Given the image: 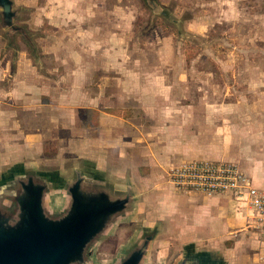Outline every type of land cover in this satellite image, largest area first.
<instances>
[{
  "label": "rangeland",
  "instance_id": "1",
  "mask_svg": "<svg viewBox=\"0 0 264 264\" xmlns=\"http://www.w3.org/2000/svg\"><path fill=\"white\" fill-rule=\"evenodd\" d=\"M203 161L264 183V0H0V183L19 199L0 240L30 230L20 200L52 177L46 219L71 215L72 188L83 209L110 200L63 264H123L151 234L145 264H221L251 230L187 237L213 230L193 205L232 195L182 181Z\"/></svg>",
  "mask_w": 264,
  "mask_h": 264
},
{
  "label": "water",
  "instance_id": "2",
  "mask_svg": "<svg viewBox=\"0 0 264 264\" xmlns=\"http://www.w3.org/2000/svg\"><path fill=\"white\" fill-rule=\"evenodd\" d=\"M46 187L45 184L40 186L39 193L36 192V196L31 198L32 202L24 203L23 199L20 200L22 202L20 222L23 227L29 226L30 230L22 236L14 237L13 234H8L0 240V264H63L68 254H80L95 233L103 214L109 209L107 204H103L106 200L102 197L95 206L91 205L86 209H83L85 207L83 204H79L74 212L62 221L56 223L48 221L42 216L40 206L42 190ZM2 189L4 186L0 187V200L10 195L19 201L17 191L8 192ZM92 202L89 201L91 204ZM28 206H34V211L30 212ZM7 232L11 233L10 230ZM139 253L138 251L132 254L133 256L123 264H137Z\"/></svg>",
  "mask_w": 264,
  "mask_h": 264
},
{
  "label": "crops",
  "instance_id": "3",
  "mask_svg": "<svg viewBox=\"0 0 264 264\" xmlns=\"http://www.w3.org/2000/svg\"><path fill=\"white\" fill-rule=\"evenodd\" d=\"M39 174H42L40 172H37ZM252 179L255 185H260L261 182V177H260V173L258 171H255L254 174H252ZM89 179V178H87ZM257 181L260 184H257ZM10 182V180L8 181H4L0 183V187L1 186H5ZM45 186L54 188L56 187V184L54 182V179L51 177V179H46L43 180ZM11 183V182H10ZM43 184V185H44ZM64 183H62L60 185V187H62ZM264 184V183H262ZM261 186V185H260ZM46 188H44V192L43 195L41 197V201H40V206L42 209V216L46 219V212H49L48 210V204L45 203L44 201V193L46 192ZM261 187H264L261 186ZM76 188H72L70 195L71 197L73 196V200H75L74 203V208H72V213L74 212V210L76 209V207L80 204L82 205L81 201L79 199H77V193L75 192ZM68 191L69 188H68ZM109 194L111 195V192H109ZM109 197V195H107ZM224 195V196H216V197H206L203 199L202 203H197L194 206H197L201 209V211L199 213H196L195 215L198 217L197 221L200 224H204L206 222H211V228H213V230L211 231H206V233L202 234V232H198V233H191L192 231V227H189V230L187 233L188 236L186 235V231L183 234L185 237H192V236H196V237H213V234L211 233L212 231L215 232L214 235H216L217 237H219V234H223L224 231H228V233H237L239 231L242 230H248V227L246 225V216L244 214V212H237L234 209V196L231 195ZM11 198V199H9ZM12 197H8V196H4L3 201L1 202V208L5 207L4 211L7 212L10 215H14L16 216V214H14L16 212V204H14V202L12 201ZM106 201H103V204H109L110 200L105 197ZM57 205V203L55 204ZM115 209V208H113ZM107 212H111L110 209H107ZM105 212V214L107 213ZM68 213H70L68 211ZM71 213V214H72ZM53 214V213H52ZM105 214H103L102 218L99 221V224L96 228V231L94 234L96 233H100L105 229V225L103 226V217L105 216ZM67 214L64 213L63 217L59 216V217H55L53 215H50L49 213V217H48V221L51 222H59L62 221L66 218ZM53 217V218H52ZM51 218V219H50ZM21 219V218H20ZM102 226V227H101ZM107 226V225H106ZM250 231V230H248ZM209 232L211 234H209ZM157 234H151L149 235L146 240L144 241L145 243L143 244V248L141 250H139V254H140V258L137 262V264H145L146 263V259L148 257L150 248L152 246V244L154 242H156L157 239ZM90 241H88V243H91V238L89 239ZM91 245V244H90ZM134 249H137V245L134 247ZM259 249V242L258 239L255 235V233H253L252 231H250V235L249 238L244 241L243 240V235L240 236L238 238V241H235V243L233 244L232 247L226 249L225 253H223V256L221 258V264H264L263 261H261L259 259V254H258V250ZM159 255H157V259H159L161 257V253L158 252ZM91 255V250H89V257ZM191 254H185L180 260L177 261V263L175 264H189L191 263V260H189V256ZM192 256V255H191ZM202 254L196 255V258L198 261L193 262L192 264H204L200 259H201ZM87 261H89V259H86ZM90 262V261H89ZM206 263V262H205ZM89 264H94L92 261Z\"/></svg>",
  "mask_w": 264,
  "mask_h": 264
},
{
  "label": "built area",
  "instance_id": "4",
  "mask_svg": "<svg viewBox=\"0 0 264 264\" xmlns=\"http://www.w3.org/2000/svg\"><path fill=\"white\" fill-rule=\"evenodd\" d=\"M181 170L182 181L197 191L208 194L230 192L234 196V209L244 212L246 225L259 242V259L264 262V190L233 164L203 161L184 165Z\"/></svg>",
  "mask_w": 264,
  "mask_h": 264
},
{
  "label": "trees",
  "instance_id": "5",
  "mask_svg": "<svg viewBox=\"0 0 264 264\" xmlns=\"http://www.w3.org/2000/svg\"><path fill=\"white\" fill-rule=\"evenodd\" d=\"M8 188H9V186H7V187H6V186H4V189H5V190H6V189H8ZM4 189H2V190H4ZM2 194H4V193H2Z\"/></svg>",
  "mask_w": 264,
  "mask_h": 264
},
{
  "label": "flooded vegetation",
  "instance_id": "6",
  "mask_svg": "<svg viewBox=\"0 0 264 264\" xmlns=\"http://www.w3.org/2000/svg\"><path fill=\"white\" fill-rule=\"evenodd\" d=\"M13 177H14V176H13ZM13 180H14V179H13ZM13 180H12V181H13ZM12 181H11V182H12ZM201 258H203V257L201 256ZM201 261H202V260H201ZM203 261H205V260L203 259Z\"/></svg>",
  "mask_w": 264,
  "mask_h": 264
}]
</instances>
